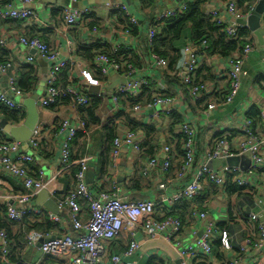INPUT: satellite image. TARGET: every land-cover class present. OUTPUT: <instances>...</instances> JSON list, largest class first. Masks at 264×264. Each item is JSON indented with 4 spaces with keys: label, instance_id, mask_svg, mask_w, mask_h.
Wrapping results in <instances>:
<instances>
[{
    "label": "built area",
    "instance_id": "obj_1",
    "mask_svg": "<svg viewBox=\"0 0 264 264\" xmlns=\"http://www.w3.org/2000/svg\"><path fill=\"white\" fill-rule=\"evenodd\" d=\"M68 1L70 6L56 4L52 9L61 11V22L64 28L68 32L79 28L80 35L85 37V41L81 42L83 45L98 43L104 49H109L114 56L98 54L93 63H88L77 56L78 45L75 43V39L72 40L73 37H68L63 47L52 48L39 38H29L25 33H19L17 41L26 51L24 65H32L38 59L48 63L46 90L37 103L38 108L51 109L58 105L62 99L67 98L71 105L66 107V111L71 113L72 117L64 118L52 132V138L60 150V158L58 171L50 178L43 170L32 168L37 164V155L45 138L39 123L30 139L21 143L10 139V135L0 127V170L18 181L25 190L24 193L9 198V202L5 206L7 216L0 212V223L3 221L21 223L29 216H44L52 223L61 224L65 216L71 225V232L56 237L52 234L46 235L32 231L27 235L26 247L33 248L41 243L40 251L44 256L64 260L67 264H101L107 256L108 245L115 242L124 232L131 235V242L121 254L111 257L112 264H121L123 258H132L140 248V236H147L152 240L163 239L171 244L179 251L182 264H191L193 259L198 260L202 257L201 262L197 261L192 264H207L203 260L213 256L215 236L213 225L209 224L204 235L196 242L184 247L179 240L184 223L179 218L169 215L175 205L198 198L210 185L224 189L232 180L242 189L257 188V177L264 172V139L261 130L254 127L247 115L243 117L239 128L240 141L238 144L237 141L231 142L230 136L218 138L213 147L199 159L196 128L186 121L178 125L174 136H182L184 139V162L175 178V182L178 183L176 191H169L173 181L164 178L163 183L159 186L162 195L157 200L158 202L155 200L130 201L119 193L114 177L121 166L122 153L127 149L130 153L141 154L144 142L143 134L131 130L123 121L113 124V127H116L117 135L113 142L107 176L111 183L110 190L102 191L101 189L97 193L90 190L87 174L93 160L91 157L73 160L77 135L83 134L91 141L94 137L93 132L102 129L103 125L92 128V125H88L80 115V111L89 108L96 98L108 100V109L106 113L101 114L102 124L106 123V119L118 114L131 116L136 121L145 118L148 124L156 125H162V118L167 119L174 113L187 120L185 110H179L176 102L183 104L188 99L197 104L207 93L208 85L196 80V71L200 60L207 55L208 43L206 41L197 47V53H192L193 45L185 47L184 52L191 55L185 70L167 73L169 76L180 79L177 97L156 95L153 101L145 105L130 106L129 102L139 100L146 88L161 80V76L165 77L163 73L168 69L169 62L154 52V40L161 27L167 21L185 13L188 3L193 0H182L175 8L158 12L149 23L148 31L144 34L140 30V19L136 14L139 11L132 6L129 7L124 0H107V3L104 4V18L101 20L108 33L102 35L100 27H90L93 22L91 17L95 14L91 8L74 7L90 0ZM260 1L253 0L251 6L244 10L235 1L227 0L223 11L212 9L209 15L213 22L224 30L230 41H239L241 40L240 29H248V26L241 25L239 22L247 21L255 13ZM19 2L22 5L21 8L16 7L15 2L0 8L2 22H27L40 19L42 11L32 7L35 0H19ZM136 2L139 4V0ZM133 27L139 28L137 37L144 41L142 46L132 45L125 41L115 42L117 37H133ZM48 29H51V25L48 22H42V30ZM7 42L6 35L0 38V45L5 46L8 44ZM257 49L255 39L250 35L242 51L229 58V92L221 103L210 104L207 109L202 110L201 117L206 123H211L215 110L229 107L235 103L242 92L244 80L249 76L246 70L247 62ZM123 51H136L140 59V66L135 67L124 61L125 57L123 54L121 55ZM68 67L71 68V75L67 84L63 85L61 75ZM16 68L10 61L6 64L0 63V106L26 113L25 107L17 100L28 99L36 93L27 95L18 87ZM112 75L119 78L120 84L112 93L105 94L106 86ZM5 84H7L12 97L3 93ZM93 90H98V93H94ZM1 122H3L2 114H0ZM168 128L163 129L167 131ZM246 153L250 154L251 162L247 171H243L240 166L224 165L217 168L208 166L216 161L226 162L229 158H241ZM175 156L174 148L165 144L146 163L142 172L143 177L151 179L156 174L169 175ZM73 166L79 167L74 178L76 185L67 195L56 201L53 198L58 193L55 183L59 176L69 173ZM42 191H47L49 196L56 201L57 213L46 211L34 204L38 194ZM83 203L87 204L86 208H83ZM160 206H163L165 208L163 210L166 211L159 217L158 208ZM257 207L259 210L251 211L249 218L250 221L258 225L259 242L254 246L263 248L264 201L262 199L258 201ZM194 217L199 221H205L208 212L194 211ZM219 242L227 252L234 249L232 236L228 231L220 232ZM10 245L8 233L0 231V264H17L10 259ZM251 245L252 242L247 241L245 245L239 246V256L224 264H245L242 258L248 254Z\"/></svg>",
    "mask_w": 264,
    "mask_h": 264
},
{
    "label": "crops",
    "instance_id": "obj_2",
    "mask_svg": "<svg viewBox=\"0 0 264 264\" xmlns=\"http://www.w3.org/2000/svg\"><path fill=\"white\" fill-rule=\"evenodd\" d=\"M5 1L6 0H0V6H2ZM13 1L15 2L16 7H22L19 0ZM124 1L129 7L132 6V8L139 11V13L136 12V14L140 19V30L141 32H143V34L148 31L149 23L153 18L156 17L158 12L170 8L176 2V0H157L158 3L155 9L143 11L141 10V7L136 2V0ZM233 1L237 3V0ZM225 4L226 0H210L209 4L206 6V12L209 14L212 9H219L220 11H223ZM55 5L56 4L47 3L41 9L34 8L36 10L42 11L39 20H32L27 22H2L0 20V38L5 35L8 37V44L5 46L0 45V59H9V61L13 63L15 68H19L20 66L24 65V57L26 56V51L17 41L20 32L25 33L30 37H33L35 35H39L41 37L44 36L45 40L52 48H56L59 46L63 47L65 45V40L68 37H73L72 40L74 41L75 39V43H77V45H79L82 41H85V37H83L82 34L80 35L81 32L79 28L68 32L61 22V16H52V9ZM81 5L85 8H91L93 13H95L94 15H96L100 21H102L101 19L104 18V4H99L98 0H90L89 2H84ZM135 5L137 6L135 7ZM42 22H48L51 25V29L48 31L49 33L45 34L47 31L45 33L40 32L42 31ZM261 25L264 28V15L262 16ZM100 29L102 30L101 35L103 33H108L103 25L100 26ZM250 35L254 37L255 44L258 49L250 56L247 62L246 70L248 71L249 76L244 80L242 92L239 94L233 105L215 110L213 112L211 123H206V121L201 117L202 110L207 109L210 104L221 103L230 89V81L228 75L230 70L229 58L231 56L224 58L214 55H205V57L200 60L198 66L202 78H213V80L211 81L199 79L201 82L204 81L203 83H206L208 85L207 93L203 96L202 100L197 104L188 99L184 101L183 104H179L178 101L176 102L179 110H185V118L187 120L184 119V121L192 124L198 132L197 149L200 146L201 150L198 159L203 156L207 152V150L213 147L214 142L218 138L230 136V141H237L238 144V142L240 141L239 128L241 127L243 117H245V115H247V113L250 112L253 107H259L261 110L263 116V124L259 126V129L261 130L264 139V45L260 43L259 39L253 32L250 31ZM189 36L190 35L188 33L186 37L178 44V49L184 51L187 45H193ZM117 41L129 42L130 44L136 46H142L144 44V41L137 36H133L131 38L121 36L116 38L115 42ZM192 47L194 48V51L192 53H197L198 48L194 45ZM5 54L8 56V58H5L7 57L5 56ZM183 55L184 57L181 61L180 70H185L186 63H188L191 56H189L185 52H183ZM234 55L235 54H233L232 56ZM40 62H42V60L38 59L34 64H32V66H34L39 73L40 82L36 93H38V95L42 97L46 90L47 75L45 74L44 68L42 67ZM113 77H115V75H112L110 77L109 84L106 86L107 88L113 85ZM160 78L161 80L158 81L159 83H154V89L156 92L154 96L163 95L173 98L177 97L179 84H174V86H172L168 83L166 77L161 76ZM119 84L120 80L118 86ZM107 109L108 100H104V103L100 109V113H106ZM66 110V107L63 106L55 110L39 108V125L43 129L45 138L37 155V164L32 168L34 170H43L46 176H48L49 178L57 173L59 168L58 161L60 158V150L57 143L52 138V132L64 118L72 117L71 113ZM167 119L165 117L162 118V123L168 125L167 127L163 124H152L158 131L157 140L160 144L159 149H161L167 142H175L177 140L175 137L170 135L168 130L166 131L163 129L168 128L171 125V117H167ZM137 122L145 125H150L145 118H140ZM140 133L143 134L145 141L146 138L144 133ZM96 139V136H94L91 141L86 137H83L81 140H79V146H81L82 142L86 141V149L87 151L91 150L92 153L86 152L85 154H82L81 152H79L78 146H74L76 159L77 157L79 159H83L85 157H91L93 159L90 167V172L95 173V182L89 184L90 190L93 193H97L101 189L102 191L111 189V183L109 182L107 177L102 180L98 179V170L100 168V163L98 158L99 151L97 150L95 145ZM171 147L174 148L173 146ZM79 154L81 157L79 156ZM175 155V161H177L178 155L176 153ZM153 156L146 157L144 155V152H142L141 154L130 153V151L127 149L123 151L121 166L118 173L114 177V181L118 185L119 193L123 196H126L130 201L155 200L156 202H158L157 200L162 195V191L159 189V186L163 183L164 178L173 181L172 187L169 188V191H176L178 183L175 182V178L179 171L176 173L171 172L167 176L156 174L153 175L151 179L143 177V168L145 167L149 159H151ZM70 176L71 172L64 173L59 176L58 181L55 183L58 193L56 197L53 198L56 201H58V199H60L61 197L67 195L75 187V179L70 180ZM135 179H140L142 181V185L139 186L140 189L134 188L135 185L133 181ZM257 179L258 185L255 189H243L242 191L231 195L228 192L229 185H226L224 189H219L217 187L212 188V185H210L198 198L192 201H188L192 202L193 207L189 206L188 208L189 212L192 213V217L187 218L185 221H183L184 228L179 235V240L180 242H182L183 246L187 247L188 245H191L199 238H201L199 237V234L205 227L206 223L209 222V224L213 225V227L215 228V236L213 240L214 249L213 256L211 258L203 260L205 261V263L224 264L225 262H228L239 256V246L245 245L247 241H251L252 245L251 247H249L248 254L243 256L242 258L243 262L245 264H264V247H255L259 242L257 236L258 225L250 221L249 218V214L251 211L259 210L257 207L258 201L261 199L264 201V172L263 174H259ZM213 189H215V191ZM24 192L25 190L18 183V181L0 170V207H5L8 204L10 197H16L17 195ZM36 203L37 198L35 199L34 204L39 207ZM176 207H178V204L175 205L174 208ZM163 209H165L163 206H160L158 208L159 217L162 216L166 211ZM44 210L48 211L47 209ZM194 211H198L200 213L208 212L207 219L205 221H199L194 217ZM43 218L44 216H30V218L21 223L7 222V225L9 227V238L11 241L10 259L12 261L16 262L17 264H67V262L64 260L44 256L40 251L41 243L33 248L26 247V235L29 229L32 228V225L37 223L38 220ZM53 224V229L48 232L42 231V233L46 235L52 234L53 236L61 237L71 232L72 230L71 225L65 216L63 217V222L61 224ZM222 230L228 231L232 236L234 249L231 252H227L221 247V244L219 242V235ZM130 242L131 235L128 232H124L115 242L108 245L107 256L104 258L101 264H112L111 257L113 255L121 254L128 247ZM151 242L152 239L148 238L147 236H140L139 250L132 258H123L121 264H174L172 259L166 253L155 249L150 244ZM202 258L198 260L193 259L192 263L197 261L201 262Z\"/></svg>",
    "mask_w": 264,
    "mask_h": 264
},
{
    "label": "trees",
    "instance_id": "obj_3",
    "mask_svg": "<svg viewBox=\"0 0 264 264\" xmlns=\"http://www.w3.org/2000/svg\"><path fill=\"white\" fill-rule=\"evenodd\" d=\"M227 1V0H226ZM13 0H6L0 8L5 5L12 4ZM37 0H35V3ZM210 0H193L192 2L188 3L187 10L185 13L179 15L177 18L167 21L164 26L161 27L159 33L157 34L154 40V52L161 56L162 58L168 60L169 67L166 71H164V75L169 84L174 86V84H180V79L175 77L169 76L167 73H176L180 71L181 61L183 60V52L181 49H178V44L186 37L189 33V38L192 44L196 47H200L202 42L206 41L208 43V50L207 55L211 56H220V57H230L233 54L240 53L244 46L247 43V39L250 36V30L247 28H242L239 31V37L241 40L239 41H230L227 35L224 33V30L218 27L214 22L211 16L206 12V6L209 4ZM157 0H139V4L143 11H149L155 9L157 7ZM237 3L240 8L247 10L253 0H237ZM61 11L54 10L52 13L53 17H60ZM93 22L90 24V27H100L102 26V21L98 19L96 15H92ZM47 31V32H46ZM48 30H42V33H49ZM139 28L133 27L132 35L138 36ZM41 35V34H40ZM29 38H39L45 43L49 45V43L45 40L44 36L35 35L33 37L28 36ZM50 46V45H49ZM98 54H106L111 57L114 54L109 49H104L100 44H89L83 45L80 43L78 45L77 56L82 59L83 61H87L88 63H93L95 58ZM124 55L127 63L132 64L135 67L140 66V59L136 54V51L132 52H125L123 51L121 55ZM5 56H7L5 54ZM5 58H8L5 57ZM9 62V59L1 60V64H6ZM18 68V67H17ZM18 87L27 95H33L37 92L38 85L40 82L38 70L32 65H23L20 66L18 69ZM71 68H67L63 74L61 75V83L63 85L67 84L69 76L71 75L70 72ZM199 79L203 80H213L212 77L202 78L201 72L199 69L196 71V80L201 82ZM204 82V81H203ZM202 82V83H203ZM154 85L146 88L143 96L139 100L130 101V106L141 104L145 105L153 101L154 94H155ZM163 96V95H162ZM167 97V96H164ZM104 103V99H94L92 105L89 108L82 109L80 111V115L84 121L88 125H92V128L102 126L101 131L96 132V140L95 145L97 150L99 151V163L100 168L98 170V179L102 180L106 178L109 174V166H110V157L111 151L113 148V142L117 135L116 127H113V124L117 121H123V123L130 128L131 130L137 132H143L145 135V141L142 144V152L146 157H151L155 154V152L160 148V144L157 140L158 131L156 127L152 124L145 125L140 122H137L136 119H133L131 116H124L118 114L117 116L110 117L106 119V123L102 124V117L100 113V109ZM71 102L69 99L64 98L60 101V103L56 106L51 107L52 110H55L59 107H67L70 106ZM0 114H2V120L8 123H12V125H20L26 118V113L21 111H13L8 108L0 106ZM247 118L253 123L255 128H259L261 124H263V116L259 107H253L250 112L247 113ZM184 119L182 116L178 115L177 113L172 114L171 116V125L168 129L171 136L175 137L177 140L169 141L166 145L173 146L174 152L178 155V160L174 162V166L172 167L171 172L176 173L180 170L183 162H184V139L182 136H174L175 130L177 129L178 125L183 123ZM84 137L83 134H78L74 146H78L79 152L82 154L92 153V151H87L86 141L81 143L79 146V140ZM231 139V138H229ZM198 147V145H197ZM200 146L197 149V156L200 154ZM80 156V154H79ZM81 157V156H80ZM79 158L76 156L73 157V160H78ZM79 167L73 166L71 169V176L70 180L75 178L76 173L78 172ZM74 181V180H73ZM135 185V189H140L139 186L142 185V181L140 179H135L133 181ZM229 185V186H228ZM215 185H212V188H216ZM229 194H236L242 191V188H239L237 183H233L230 180L227 184ZM215 191V189H213ZM194 205V204H193ZM189 206H192V202L184 201L178 204V207L173 208L171 214L169 216H173L179 218L180 220L185 221L187 218L192 217V213L189 212ZM83 207L86 208L87 204L83 203ZM0 212H3L5 216H7V210L5 207H0ZM30 218L26 217L22 222L26 219ZM27 222V221H26ZM184 223V222H183ZM54 224L48 220L47 217L40 219L37 223L32 225V228L29 229L27 235L32 232H48L54 228ZM9 227L6 221L0 223V231H6L9 235ZM44 234V233H43ZM26 235V236H27ZM10 239V238H9ZM14 262V261H13ZM16 263V262H14ZM164 264V263H159Z\"/></svg>",
    "mask_w": 264,
    "mask_h": 264
},
{
    "label": "water",
    "instance_id": "obj_4",
    "mask_svg": "<svg viewBox=\"0 0 264 264\" xmlns=\"http://www.w3.org/2000/svg\"><path fill=\"white\" fill-rule=\"evenodd\" d=\"M64 1H67V5L64 6H70V2L68 0H57L55 4L61 3L63 5ZM103 4L107 3V0H103ZM182 2V0H176L175 4H173L170 8H175L177 4ZM75 8H81L82 5L74 6ZM264 15V0H261L259 5L257 6V9L253 15L249 17L247 21H240L239 24L248 26L250 31L255 34V36L259 39L260 43L264 45V28L261 25L262 16ZM42 67L44 68L45 74L47 75L48 70V63L42 61L40 62ZM186 69V68H185ZM4 91L3 93L9 97H12L9 93V90L7 88V84L4 85ZM94 93H98V90H93ZM40 96L38 93L34 94L32 97L25 99V100H17L18 103L22 104L26 109V119L24 123L21 126H14L6 121H3L0 123V127L12 138V140H15L16 142H26L30 139L32 136V133L34 129L37 127L39 123V108H38V101L40 100ZM250 154L246 153L243 157H233L229 158L224 161H216L214 163H210L208 166L210 168L214 167H220L224 165H229L231 167H238L243 171H247L250 167ZM87 182L88 184L95 182V173H91L90 171L87 174ZM39 207L47 209L48 211L52 213L58 212V205L55 200H53L47 191H42L37 196V203ZM264 220V219H262ZM209 225V222L206 223L205 227L199 234V237H202L206 231V227ZM155 249H158L159 251H162L166 253L174 262V264H182L181 256L178 250H176L171 244L166 243L163 239L159 240H152L150 243Z\"/></svg>",
    "mask_w": 264,
    "mask_h": 264
},
{
    "label": "rangeland",
    "instance_id": "obj_5",
    "mask_svg": "<svg viewBox=\"0 0 264 264\" xmlns=\"http://www.w3.org/2000/svg\"><path fill=\"white\" fill-rule=\"evenodd\" d=\"M56 1L57 0H37V2L35 4H33L32 7L36 8V9H41L44 7L45 4H47V3L55 4ZM103 2L105 3V1H103V0H98L99 4H102ZM63 5H67V1H64ZM112 81H113V85L111 87L105 89V94L112 93L116 89V87L118 86V83H119L118 77H116V76L113 77ZM93 135L97 136L96 132H93Z\"/></svg>",
    "mask_w": 264,
    "mask_h": 264
}]
</instances>
